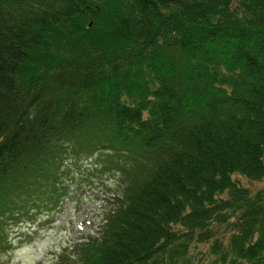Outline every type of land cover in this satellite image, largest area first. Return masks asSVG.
<instances>
[{"label":"trees","instance_id":"16d2710c","mask_svg":"<svg viewBox=\"0 0 264 264\" xmlns=\"http://www.w3.org/2000/svg\"><path fill=\"white\" fill-rule=\"evenodd\" d=\"M97 154L121 191L54 264H264V0H0V245Z\"/></svg>","mask_w":264,"mask_h":264},{"label":"rangeland","instance_id":"374dc122","mask_svg":"<svg viewBox=\"0 0 264 264\" xmlns=\"http://www.w3.org/2000/svg\"><path fill=\"white\" fill-rule=\"evenodd\" d=\"M98 155L82 157L66 171V192L56 209L6 220L7 240L0 245V264H54L69 244L94 235L110 199L122 188L120 174L104 168ZM239 179L252 191L264 188V180Z\"/></svg>","mask_w":264,"mask_h":264},{"label":"water","instance_id":"95a60500","mask_svg":"<svg viewBox=\"0 0 264 264\" xmlns=\"http://www.w3.org/2000/svg\"><path fill=\"white\" fill-rule=\"evenodd\" d=\"M91 24V23H90Z\"/></svg>","mask_w":264,"mask_h":264}]
</instances>
